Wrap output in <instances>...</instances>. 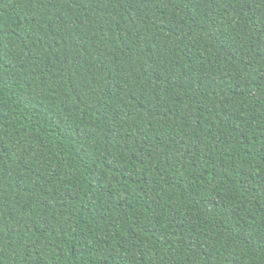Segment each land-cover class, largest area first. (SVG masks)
I'll list each match as a JSON object with an SVG mask.
<instances>
[{
    "label": "trees",
    "instance_id": "trees-1",
    "mask_svg": "<svg viewBox=\"0 0 264 264\" xmlns=\"http://www.w3.org/2000/svg\"><path fill=\"white\" fill-rule=\"evenodd\" d=\"M0 264H264V0H0Z\"/></svg>",
    "mask_w": 264,
    "mask_h": 264
}]
</instances>
